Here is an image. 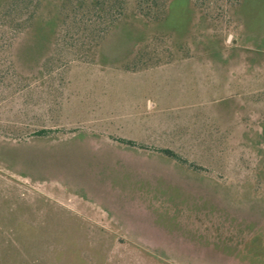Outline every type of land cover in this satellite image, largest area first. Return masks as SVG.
<instances>
[{"label":"rangeland","instance_id":"1","mask_svg":"<svg viewBox=\"0 0 264 264\" xmlns=\"http://www.w3.org/2000/svg\"><path fill=\"white\" fill-rule=\"evenodd\" d=\"M0 264H264V0H0Z\"/></svg>","mask_w":264,"mask_h":264}]
</instances>
